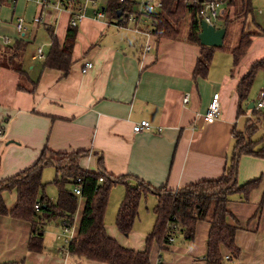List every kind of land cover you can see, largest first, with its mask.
Here are the masks:
<instances>
[{"label":"crops","instance_id":"0c3cea01","mask_svg":"<svg viewBox=\"0 0 264 264\" xmlns=\"http://www.w3.org/2000/svg\"><path fill=\"white\" fill-rule=\"evenodd\" d=\"M222 1L226 7L220 9L218 22L225 28L224 38L230 14L244 20L243 24L234 21L240 37L248 31L244 27L248 14L242 16L234 0L233 4ZM111 2L101 0L107 12L104 19L94 18L89 9L74 27L66 74L46 67L44 62L51 46L49 33L61 45L71 27L68 13L41 9L25 0L1 2L0 37L10 38L11 43L0 46V180L30 168L42 153L52 162L53 158L77 155L78 166L84 171L96 170L100 157L105 174L124 181L110 188L103 218L105 232L120 246L143 251L155 221L157 198L149 190L142 193L132 229L124 236L115 226V217L126 185L134 186L138 179L151 189L175 191L215 180L231 164L238 134H246L245 141L252 142L254 151L263 146L260 139L264 137V125H259L262 119L253 106L259 93H264V69L255 73L245 99L238 98L236 86L251 64L264 58V27L253 21L247 25L256 35L250 37L233 71L231 49L237 44L228 48L222 44L214 49L206 73L194 76L200 47L186 40L187 29L179 38H147L117 27L115 16L106 8ZM249 3L252 10L251 0ZM38 16L41 22L35 24ZM18 17L26 24L22 36L16 34L14 26ZM251 27L260 29L253 31ZM38 29L45 32L48 49L44 52V44L35 46L41 47L44 57L31 60L34 49L29 54L30 62H25L27 45L35 42ZM146 42L151 45L148 51L144 50ZM85 62L92 67L82 72ZM214 93H218L220 116L205 123L202 116ZM184 94H188L186 104L182 103ZM242 116L244 122H240ZM143 120L150 129L134 133L132 126ZM250 124L253 126L247 130ZM90 151L94 154L88 157ZM47 165L56 169L53 163ZM253 180H257L254 188L246 195L231 193L226 204V221L236 227L234 244L239 251L232 264H264V156L241 153L236 162V183L241 186ZM2 197L11 209L16 202L15 190L4 191ZM146 201L152 204L150 212L144 207L145 217L150 215L146 222L151 225L143 228L135 223L141 222ZM84 203V198L76 197L71 238L77 234ZM78 206L81 212L76 214ZM64 215L42 221L39 251L28 248L32 236L29 222L0 215V264H106L61 252L62 240L57 237L61 235L60 222L67 217ZM207 232L208 222L200 220L190 241L180 234L169 245L154 241L148 261L205 264ZM221 251L227 255L224 248Z\"/></svg>","mask_w":264,"mask_h":264},{"label":"trees","instance_id":"16d2710c","mask_svg":"<svg viewBox=\"0 0 264 264\" xmlns=\"http://www.w3.org/2000/svg\"><path fill=\"white\" fill-rule=\"evenodd\" d=\"M233 4V0H227ZM119 5L113 0L106 8L115 16L116 8ZM198 4L185 6L178 0H163L161 10L152 14L150 31L156 37L175 38L176 26L187 16L188 24L186 40L195 43L200 47L197 57L194 76L204 75L208 64L212 59L213 47L199 44L197 33L199 32V21L197 17ZM251 11L249 0L243 1L239 13L242 16ZM51 46L44 65L50 68L61 70L67 73L70 66L71 50L75 40L76 30L68 27L61 45L58 44L55 35L50 32ZM251 32H242L238 43L231 49L232 71L244 56ZM13 49H17L13 47ZM11 59V58H10ZM264 69V58L255 61L249 67L236 86L238 98H246L252 84L255 73ZM264 125V111L259 112ZM252 124L247 130L252 128ZM246 130V131H247ZM247 133V132H246ZM245 135L238 134L234 148L231 164L225 172L215 180H204L179 188L175 191L162 189H151L147 184L135 179L134 186L126 185L124 197L118 207L115 226L124 236H127L137 216L139 199L146 190L156 195L157 202L153 210L155 221L151 231L145 238L143 251H134L120 246L114 239L107 236L104 229V212L108 201L111 186L117 182H124L123 178H114L105 174L101 165V158L96 159V170H82L77 163V155L74 158H62L64 164L57 163L61 160H47L44 153L28 169L16 174L13 177L0 180V215H9L13 218L27 221L32 225V236L28 243L30 251L41 249V228L42 221H49L57 215L67 216L71 221L76 206V196L65 185L75 184L77 177L81 178V197L84 198V207L77 234L68 245L69 255H74L85 260L104 262L106 264H147L149 251L152 242L163 244L167 238V225L174 224L178 228L177 235H181L186 241L193 239L195 223L200 220L208 222L206 238V252L204 255L205 264H232L238 255V248L234 244V233L236 227L227 223L226 218L229 212L226 204L229 195L240 191L246 195L250 189L257 185V180L250 181L238 186L236 183V162L241 153L264 156V137L260 139L263 146L254 151L252 142L245 141ZM85 154V153H84ZM79 156V155H78ZM54 164L57 174L53 180L58 194L55 203L50 202L45 195H38L43 184L41 183V172L47 164ZM101 178V182H99ZM15 190L16 202L11 209L5 206L2 193ZM40 204L39 210L34 205ZM57 212V214H56ZM221 248H224L229 255V260H224Z\"/></svg>","mask_w":264,"mask_h":264},{"label":"built area","instance_id":"2783aa9c","mask_svg":"<svg viewBox=\"0 0 264 264\" xmlns=\"http://www.w3.org/2000/svg\"><path fill=\"white\" fill-rule=\"evenodd\" d=\"M3 0H0V5ZM11 3L16 0H8ZM28 2H33L40 6L41 9H51L53 11L64 10L68 13L69 16V26L76 27L78 21L84 17L87 10H92V15L96 19H104L106 17L105 6L102 5L101 0H25ZM116 4L119 5L116 8L121 9L119 16H116L115 12V21L114 24L120 28L131 29L135 32L144 34L147 38L152 37L150 31L152 14L158 13L162 6L163 0H115ZM185 6H192L198 4L197 17L198 21L202 20L207 25L217 27L216 24L220 18V7L223 3L222 0H178ZM1 21V20H0ZM41 22V16L35 18L34 23L38 24ZM14 26L16 34L22 36L26 30V24L23 18H16L14 21ZM0 46H5L11 43L10 38L0 37ZM151 45L147 42L145 44L144 50L148 51ZM43 52L41 47L35 48V50L30 55L31 60L43 58ZM92 67L90 62H85L81 68L82 72H86L89 68ZM188 102V94H184L182 97V103L186 104ZM253 109L256 111L264 110V93H259L258 101L254 104ZM220 116V104L218 93L212 95L211 101L209 102L205 114L202 116L205 123H212ZM262 122L259 121V125L262 127ZM150 124L147 121H140L132 126V131L134 133L141 132L143 130H149ZM0 130V135H1ZM94 152L90 151L88 157L92 156ZM99 178V182H101ZM71 192L77 197H81V178L77 177L75 179V184L72 185ZM40 204L36 203L34 205L35 210H39ZM73 223L68 220L67 217H64L60 222L61 235L57 238L62 240V245L60 247L61 252L64 255L69 254L68 245L71 238V230ZM178 228L174 224L167 225V238L163 242L165 245L172 244L175 241ZM224 260H229V255L224 256ZM147 264H170V263H161V261L148 262Z\"/></svg>","mask_w":264,"mask_h":264},{"label":"rangeland","instance_id":"374dc122","mask_svg":"<svg viewBox=\"0 0 264 264\" xmlns=\"http://www.w3.org/2000/svg\"><path fill=\"white\" fill-rule=\"evenodd\" d=\"M234 1H235L234 4L237 6V8H241V0H234ZM259 1L257 2L256 0H251L253 9L246 16V20H245L246 26H244L245 29L248 30L249 32L251 31V29H248L247 25L250 24V22H252V21L259 24L261 27H264V2L261 3L262 1H260V2ZM224 6L226 7V4L225 5L222 4L220 8H223ZM226 20H228V21L231 20L230 24L227 26V34H226V36L224 38V42H223V47L228 48L232 45V43H233V46L236 45L238 43V39H239V29L234 28V23H235L234 21H237V23L240 22L241 24H243L244 20H242V18H239L237 16H233L232 14H230V17L226 18ZM187 22H188L187 16H184V18L176 26L177 34H175V36L173 35V37L179 38V37H182L185 35V30H186L187 24H188ZM216 26L217 27L221 26L220 22H217ZM251 28L253 29V31L260 29L258 27H255V28L251 27ZM248 31H246V32H248ZM46 42H47V38H46L45 32L43 31V29H38L35 42L27 45L26 51L24 53V58H23L24 61L30 62L29 54L32 50H34L36 48L35 46H38L40 44H44L43 50H44V52H46L48 49ZM259 112L260 111H256V116L260 115ZM244 121H245V118L242 116L240 118V122H244ZM44 158H46L45 154H44ZM53 159L56 160V158H53ZM56 162H57V160H56ZM57 163L64 164V161L61 159V161H58ZM55 171H56V169L52 165H47L43 168L42 174H41V183L43 184V186L41 187L40 192H39L40 195H45V197L47 199H49L50 202H53V203L56 202L57 194H58L57 187L53 183V180H54L55 175H56ZM65 188H66V190L70 191L71 185L67 184V185H65ZM145 203H146L145 206H143V215L141 216V218H142L141 222L138 223V220H137V222L135 223V225L139 224V226L143 227V228L151 225V222H146V218L148 219L150 215L145 217V214L147 212L145 211L144 207H147V210H149V212H150L151 211L150 207L152 206V204H150V202L148 203V201H146ZM79 212H81L80 206L77 207L75 213L79 214ZM56 214H57V212H56Z\"/></svg>","mask_w":264,"mask_h":264},{"label":"water","instance_id":"95a60500","mask_svg":"<svg viewBox=\"0 0 264 264\" xmlns=\"http://www.w3.org/2000/svg\"><path fill=\"white\" fill-rule=\"evenodd\" d=\"M202 0H199L201 2ZM121 13V9L116 11V16H119ZM199 32L197 33V38L200 45L209 46L213 48H219L223 44V38L225 35L224 27H214L211 25H207L202 20H199ZM251 103L249 107H252Z\"/></svg>","mask_w":264,"mask_h":264}]
</instances>
